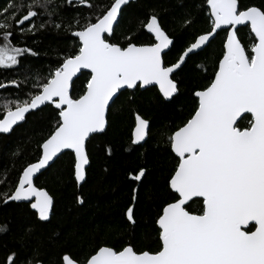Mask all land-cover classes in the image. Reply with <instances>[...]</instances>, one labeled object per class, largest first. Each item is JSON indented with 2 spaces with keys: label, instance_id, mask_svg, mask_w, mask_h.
I'll return each instance as SVG.
<instances>
[{
  "label": "snow or ice",
  "instance_id": "obj_1",
  "mask_svg": "<svg viewBox=\"0 0 264 264\" xmlns=\"http://www.w3.org/2000/svg\"><path fill=\"white\" fill-rule=\"evenodd\" d=\"M130 2L114 0L94 21L77 18L65 26L63 16L59 23L53 19L54 28L76 38L55 65L32 79L25 75L23 82L0 81V89L20 88L21 83L29 88L26 98L5 99L0 133H9L30 111L53 107L49 134L38 145L42 151L38 162L22 169L13 191L0 192V202L29 201L40 220H49L54 197L35 186V174L70 150L75 182L85 181L88 146L96 136L107 134L114 97L123 89L133 90L134 96L138 88L158 86L163 100L172 103L181 91L177 71L222 30L226 32L222 56L208 83L193 90V111L175 127L165 126L166 144L178 160L167 180L169 196L154 218L156 250L140 251L131 243L98 246L83 264H264V5L241 8L239 0H206L211 30L169 63L165 50L174 41L155 13L142 24L154 37L152 42L137 44L132 35L121 42L116 37L119 17ZM73 3L64 0V6ZM75 3L94 7L89 0ZM60 8L54 0H12L0 10V69L19 67L31 73L24 62L39 53L31 46H14L10 39L16 35L14 29L22 36L35 35L46 23L42 20L37 26L34 21L45 13L55 18ZM240 28L247 29L248 42L240 38ZM81 76L85 81L77 91ZM20 91L23 94V88ZM149 134L150 121L137 114L132 143L146 142ZM105 151L113 154L110 145ZM147 171L141 167L130 173V179L142 184ZM76 199L84 203L83 198ZM130 199L125 216L134 228L139 187ZM7 231V225H0V232ZM18 259L16 253L9 254L5 264ZM62 261L80 264L67 254ZM28 264L44 262L33 259Z\"/></svg>",
  "mask_w": 264,
  "mask_h": 264
},
{
  "label": "trees",
  "instance_id": "obj_2",
  "mask_svg": "<svg viewBox=\"0 0 264 264\" xmlns=\"http://www.w3.org/2000/svg\"><path fill=\"white\" fill-rule=\"evenodd\" d=\"M11 2L0 0V10ZM54 2L61 5L57 17L45 13L34 21L38 26L43 20L46 23L44 30L22 36L14 29L16 35L10 38L14 46H31L39 53L29 55L24 62L25 67L31 68V73L19 67L15 71L0 69V81L7 83V80L15 79L23 82L25 75L32 79L37 72L46 74L76 39L63 29L54 28L51 21L55 19L59 23L60 16H63L65 26L74 24L77 18L81 22L85 17L94 21L114 0H89L94 5L92 8L87 4L79 5L75 0L73 6H64V0ZM239 4L241 8L261 6L264 0H239ZM209 12L206 0H136L124 8L116 37L121 42L128 35L134 36L137 44L152 42L154 38L142 24L155 13L174 41L165 56L169 63H174L195 38L211 30ZM239 36L248 42L247 29H240ZM225 39L226 32H219L205 50L192 55L176 73L181 91L172 103H166L155 87L138 88L134 96L133 90L119 94L109 112L107 134L96 136L88 146L90 165L82 186L75 182L74 154L70 152L63 154L35 180L36 187L47 190L54 197L49 220H40L30 203L0 202V225L8 227L7 232H0V264H5L12 253L19 257L16 264H28L33 259L42 260L44 264H63L65 254L83 264L98 246L128 243L140 251H155L158 246L157 225L154 224L156 210L169 196L167 180L178 160L166 144L168 130L165 126L175 127L193 111L192 92L208 83L213 66L222 56ZM84 81L85 77L81 76L77 91ZM20 88H23V94ZM20 88L10 85L6 90L0 89V114L5 99L15 100L16 95L26 98L28 85L21 83ZM137 114L150 121L148 139L139 146L132 143ZM52 117L53 107H44L42 111L29 114L11 134H0V192L13 191L22 169L30 162H38L42 154L38 145L49 134ZM107 145L113 150L111 156L106 155ZM141 167L148 171L139 184L130 179V173ZM137 187L139 202L134 209L136 224L133 228L126 220L125 211L130 206L133 189ZM77 196L83 198V204L77 202Z\"/></svg>",
  "mask_w": 264,
  "mask_h": 264
},
{
  "label": "water",
  "instance_id": "obj_3",
  "mask_svg": "<svg viewBox=\"0 0 264 264\" xmlns=\"http://www.w3.org/2000/svg\"><path fill=\"white\" fill-rule=\"evenodd\" d=\"M136 0H131V2H135ZM130 2V3H131ZM121 17V16H120ZM120 17H119V20H120ZM240 29H242V28H240ZM147 30V29H146ZM222 30H218L217 31V33L216 34H214V39L216 38V36H217V34L219 33V32H221ZM150 34V33H149ZM151 36H152V34H150ZM153 37V36H152ZM154 38V37H153ZM214 39H211V42L214 40ZM210 42V43H211ZM210 45V44H209ZM208 45V46H209ZM173 46V45H172ZM172 46H170V50H171V48H172ZM207 46V47H208ZM207 47H205L204 48V50L207 48ZM170 50H165L166 51V54L170 51ZM199 52H201V51H199ZM185 65V64H184ZM183 65V66H184ZM182 66V67H183ZM179 71V70H178ZM177 71V72H178ZM153 87H155V88H157L158 89V86H147V87H145V88H141L142 90H145V89H148V88H153ZM125 90H128V89H123V90H121V92H123V91H125ZM120 94V93H119ZM119 94L117 95V97H114V101L118 98V96H119ZM111 103V102H110ZM113 104V103H112ZM45 106H41V108L43 109ZM37 111H39V110H33V111H30V113H27L26 114V117L29 115V114H31V113H33V112H37ZM25 121H21V122H18V124L17 125H14L13 126V130H11L9 133H7V134H4V133H0V134H2V135H9V134H11L14 130H15V128H17L18 126H20V125H22L23 123H24ZM135 129V128H134ZM133 133H134V130H133ZM147 139H148V137H146V141H147ZM145 142H141L140 144H134V145H136V146H139V145H143ZM68 152H70L71 153V151L70 150H65V152H64V154L65 153H68ZM63 155V154H62ZM62 155H59V158L62 156ZM59 158H54V161L53 162H50L49 163V165L48 166H46V168L45 169H42L41 170V172L40 173H37V174H35V176H34V184H35V180L41 175V174H43L44 172H46L52 165H54V163L59 159ZM88 167H89V165L88 166H86V171H87V169H88ZM85 181H86V178H85ZM85 181H82V182H80V184H79V186H82L84 183H85ZM36 186V185H35ZM34 199V198H33ZM12 202H16V203H30L29 201H12Z\"/></svg>",
  "mask_w": 264,
  "mask_h": 264
}]
</instances>
